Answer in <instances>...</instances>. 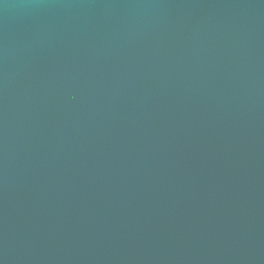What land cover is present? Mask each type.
<instances>
[{
  "label": "water",
  "instance_id": "obj_1",
  "mask_svg": "<svg viewBox=\"0 0 264 264\" xmlns=\"http://www.w3.org/2000/svg\"><path fill=\"white\" fill-rule=\"evenodd\" d=\"M0 264H264V0H0Z\"/></svg>",
  "mask_w": 264,
  "mask_h": 264
}]
</instances>
